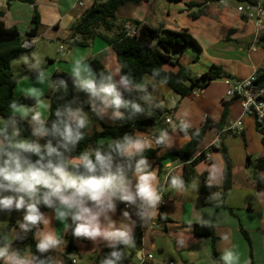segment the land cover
Returning a JSON list of instances; mask_svg holds the SVG:
<instances>
[{"label":"crops","instance_id":"0c3cea01","mask_svg":"<svg viewBox=\"0 0 264 264\" xmlns=\"http://www.w3.org/2000/svg\"><path fill=\"white\" fill-rule=\"evenodd\" d=\"M93 1L34 0L42 27L39 34L32 37L33 45L27 49V52L12 61V63L16 61L14 65H17V72L13 73L19 75L17 84L14 87V94L15 96L25 95L23 92L29 90L26 88L40 85L37 88L41 93L38 96L40 97L38 104L44 118L48 115L49 95L52 92L45 94L51 89L49 81L41 84L36 81V75L32 76L30 74V71L33 70L30 65L35 63V58L41 61L39 68L42 67L46 74H50V80L54 71H64L71 74L70 61L73 56L81 54L84 55L86 62L94 57L100 59L114 80L119 81L120 79L119 65L116 61L115 52L101 38L96 37L88 46L69 48L67 44L70 25L91 6ZM162 1L150 0L141 4L125 3L117 9L116 18L118 21H125L124 27L130 25L135 28L133 20H138L160 30L186 29L200 46L197 49L193 45H188L179 57L180 64L192 76L199 75L210 64H216L229 72L233 76L231 79L242 80L264 67V41H258L263 31H256L254 22L244 18L237 12L236 2L224 1L223 4H220L218 1L182 0L185 12L182 17H175L174 19V7L165 8ZM188 1L195 3L206 1L202 14L197 17H190L188 14L196 12L198 7L195 6V10H193V7L189 8L186 5ZM259 2L264 7V0H259ZM172 3L174 4V2ZM0 12L2 13L0 20L3 21L4 25L7 27L15 26L24 39L26 37L25 31L29 26L32 15V5L17 0L9 1V3L6 0H0ZM199 22L207 26L209 31V36L203 39L198 36L197 25ZM108 34L111 35L112 32ZM60 45L62 48L58 50ZM25 57L27 58L26 60ZM47 59L51 61L47 62ZM169 68L173 71L177 69L176 67ZM150 79L146 77L143 81L142 84L149 82L143 90L135 88L137 97L150 105L163 106L170 109L168 114L160 118L157 125L149 127L146 131L149 133V137H154V134L158 135L160 128L167 130L171 140L168 144H163L158 155L169 148H179L189 139L188 136L179 134L177 126L174 129L171 128L173 120L177 119L178 125L183 123L192 128L200 126L206 116L214 121H218L220 118L227 89V83H225L224 78L212 81L204 88L195 90L184 97H180L168 88L165 93L170 95L171 102L166 104L165 99L162 98L164 105H159L156 98L148 102L144 100L151 94L153 89H162L157 82ZM20 84L24 89L21 92L17 90ZM117 87L119 91L124 90L122 85L117 84ZM227 102L229 103L224 126V131L227 132L224 134L223 144L232 162L231 188L223 197L219 189H213L206 194L200 191V174L205 173V183L218 186L221 182V172L224 166L220 153L211 150V146L219 147L218 133L214 128H209L197 144L194 153L195 157L199 154L203 155V158L194 166L195 175L199 180L196 184L192 186L193 178L192 182L182 189H173L170 185L167 186L163 192L164 204L161 206L156 204L155 209L151 210L150 216H141L139 214L140 212L149 211V209H139L136 205L128 203L129 206L120 211L116 207L114 211H109V216L117 222L126 219L122 215L123 211L129 212L128 222L133 223V244L132 246H127V256L132 254L134 245H138L134 250L133 256H131L130 262H132L133 258H137L138 264H140L144 256L151 254V259H146L143 264H166L164 260L155 258L153 252L159 246V238L170 237L173 241L174 250L182 264H216L213 257H221L225 249H231L239 254L237 264H264V190L256 189L251 179L250 168H247L245 163L247 156L254 163L264 153V148L260 140V134L256 129V120L253 115L246 114L242 117L243 124L240 131L227 129V125L241 112L238 100L233 99ZM88 110L90 111V109ZM90 113L92 114L90 128L100 130L102 125L100 124V127L96 129L94 123H102V120L93 111H90ZM106 116H109V119L114 117V115H108V113ZM10 117L11 111L5 120ZM165 117H168L171 121L165 123ZM24 120L27 121L28 130L31 133L28 119ZM235 136L241 137L244 140L243 144L241 142L238 143ZM248 136L250 140H256L257 138L259 146L255 143L252 148L247 141ZM233 154L237 156L236 163L233 162ZM206 155L208 156L207 160L205 159ZM179 160L177 158L159 162L155 161V159L147 160L149 170L156 171L155 185L158 190L160 189V183L164 179V176L162 177L164 164L167 162L176 163ZM127 174L134 185L135 176L133 171ZM210 174L213 176L211 183H209ZM261 176L264 179V171L261 172ZM230 190L236 193L226 201ZM235 194L238 196V206L231 205ZM217 203H223L226 208L222 206L217 211L214 221L215 241L212 242L209 237L194 235L188 224H207L212 222L215 204ZM227 207L231 208L233 213H230ZM42 213L50 219V227L55 229L56 233L61 235L64 240V244L57 249H49L53 264H63V252L69 243V229L65 231L64 224L54 218L52 209L49 208ZM134 214L138 215L135 216ZM159 215L165 219H158ZM101 219L103 218L101 217ZM138 220L140 231L138 233V242L135 244L134 231ZM155 222H161L163 224L161 228L164 231L152 228L154 224L156 225ZM68 223H70V219ZM148 223L152 226L151 229L146 227ZM38 227L42 228L43 226L39 225ZM13 228L14 233L20 232L17 224ZM242 229L247 233L248 240L242 235ZM33 239L36 241L34 235ZM73 244L75 253L70 255L72 264H86L84 262L86 259L89 261L88 264H92L93 256L96 253L104 247L109 248L112 246L109 241L100 237L93 239L85 236H79L74 239ZM11 246L15 248L14 245L11 244ZM157 251L162 253L163 249L159 248ZM20 255L25 258H31L32 256L29 253ZM221 264H224V262L222 261Z\"/></svg>","mask_w":264,"mask_h":264},{"label":"clouds","instance_id":"9594fccd","mask_svg":"<svg viewBox=\"0 0 264 264\" xmlns=\"http://www.w3.org/2000/svg\"><path fill=\"white\" fill-rule=\"evenodd\" d=\"M40 63L35 58V63L30 65L37 74L36 81L41 84L49 81L54 91L64 89L65 82L62 79L51 81L50 74L39 68ZM69 68L75 84L90 94V107L97 116L108 106L123 107L131 114L145 113V106L125 99L117 84L131 91L133 88L143 90L149 82L138 84L130 74H121L119 81H113L110 73L107 76L95 73L82 54L72 57ZM23 93L34 98L35 104L24 106L12 101L9 104L11 117L0 119V211L23 210L20 232L0 240L2 264H41L36 255L22 257L20 251L11 246L12 240L23 239L34 227L37 252L45 253L64 244L61 235L50 227V219L41 212V205L52 209L54 218L64 224L65 231L71 228L76 237H100L112 246L117 243L132 246L133 223L128 222L129 212L123 211L126 219L119 222L108 213L114 211L116 202L120 201L149 209L140 212L141 216L151 215L162 192L155 185L156 171L149 170L143 153L154 145L168 144L171 139L167 130L160 129L154 137L125 134L92 152L82 150L72 155V150L85 136L83 130L89 127L88 113L74 102H66L55 108L54 118L49 123L40 110L37 97L41 93L37 87ZM122 116L119 111L114 113L116 118ZM18 119H28L31 138L20 136ZM180 126L187 127L183 123ZM41 138L48 139L42 144ZM25 154H34L37 159L32 161ZM130 167L135 176L134 185L126 175ZM71 169L82 170V173L75 174ZM212 177L210 174L209 183ZM168 184L173 189L184 187L180 176H171ZM38 188L44 189L39 195ZM120 257V251L114 250L102 264H117ZM220 259L224 264H237L239 254L225 249Z\"/></svg>","mask_w":264,"mask_h":264},{"label":"trees","instance_id":"16d2710c","mask_svg":"<svg viewBox=\"0 0 264 264\" xmlns=\"http://www.w3.org/2000/svg\"><path fill=\"white\" fill-rule=\"evenodd\" d=\"M8 3L12 0H6ZM20 2L28 3L32 5V15L29 21V26L25 31V36L28 38L35 37L41 30V22L39 13L37 12L34 0H17ZM150 0H94L89 8H87L83 14L70 25V34L67 40L69 48L75 46H88L91 42L99 37L108 43L115 52L116 61L119 65V76L121 74H130L134 81L138 84H142L146 77L153 79L155 82L160 83L177 93L180 97L189 95L195 90L204 88L212 81L220 80L223 78H232L233 76L225 71L221 66L216 64H210L205 71L197 76L190 75L179 62V57L185 51L188 45H193L199 49L197 41L186 29L168 30L151 27L145 23H141L138 20H133V24L136 28V33L132 36H128L125 31V21H118L116 18L117 9L125 3L141 4L147 3ZM169 3H177L182 0H166ZM209 2H217L219 0H206ZM206 1L202 3H195L192 1L186 2L189 8L198 7L196 12H191L188 15L190 17H197L202 14L206 6ZM236 3H248L254 5L259 0H233ZM2 13L0 12V17ZM112 32L111 35L108 33ZM258 41H264V29L259 36ZM23 37L15 26H5L3 21L0 20V118L8 117L9 104L15 101L21 105H33L35 99L20 95L15 96L14 87L17 84L19 75H15L11 68V63L14 59L18 58L27 49L22 46ZM50 62V59L46 60ZM89 66L97 74H104L107 76L110 72L104 67L100 59L94 57L87 61ZM169 67H176L175 71ZM43 69L42 67H40ZM32 76L37 75L34 70L30 71ZM111 74V73H110ZM112 76V75H111ZM63 80L65 82V88L56 91H52L49 95L50 106L48 108V115L45 118L49 123L54 118L52 112L59 105L66 102H74L83 108V110L90 109V94L80 89L75 84V77L64 71H54L51 76V81ZM112 80H114L112 76ZM254 84L257 86H264V67L258 69L255 72ZM122 96L125 99H129L140 103L145 106V113L131 114L127 109L123 107L115 109L112 106L109 108L119 111L123 114L121 118H112L115 124L105 126L103 123L100 130H95L89 127L85 131L84 138L77 143L72 150V155L78 154L82 150L88 152L94 151L102 144L106 145L110 143L112 139L121 138L125 134L146 132L149 127L155 126L159 123L160 118L163 115L168 114L170 109L153 106L137 97L136 89L131 91L125 89L121 91ZM40 97H37L39 100ZM227 101H223V109L218 121H214L208 116L204 118L203 123L198 127H184L179 124L177 130L180 135L188 136L189 139L179 148H169L162 154L158 155V152L162 149L163 144L155 145L149 149H146L143 153L146 160L155 159V161H165L171 158L185 159L194 156L197 144L201 141L205 132L209 128H214L218 133L219 147L211 146V150L220 153L224 166L221 172V182L218 186L208 185L204 182L205 173L200 174V191L202 193H209L213 189H219L220 194L223 197L224 194L231 188L232 184V162L223 144L224 126L226 123L227 115ZM102 122V121H101ZM18 127L21 128L20 136H31L28 130V123L25 120L18 119ZM256 129L260 134V140L264 148V128L256 122ZM157 134H154V136ZM109 137V140H105ZM45 141L48 138H41ZM104 139V141H101ZM55 143L56 141L53 140ZM32 161H35L37 157L34 154H25ZM203 158L202 154L194 157L193 162L183 167V172L180 177L184 181V187L188 186L195 175L194 166ZM247 168H250L251 179L258 190H264V179L261 176V172L264 171V153L259 156L255 162H251L247 156L246 161ZM75 174L82 173V170L71 169ZM133 171L132 168L126 170V174ZM44 191L43 188H38L37 195ZM126 202H116V208L118 211L124 209ZM225 207L223 203L215 204V210L212 216V222L203 223H190L188 224L192 233L197 236L209 237L212 242L216 237L214 234V221L216 218L219 207ZM226 208V207H225ZM49 208L41 205V212L48 210ZM230 213H233L231 208H228ZM3 213H8L11 216L23 215V210H3L0 211V216ZM135 216L138 214H134ZM158 219H165L161 215ZM15 223L13 221L8 222L6 225L0 227V240L10 238V233ZM69 229V243L63 252V264H72L70 255L74 254L75 247L73 244L74 239L78 238L72 234L71 228ZM35 227L25 235L23 239L12 240L11 244L15 246L20 254L29 253L36 255L41 264H53L50 251L45 253H39L36 250V241L33 239ZM140 231L139 220L134 231L135 244L138 242V233ZM245 239H249L245 230H241ZM138 245H134L132 248V254L123 257V252L127 248L122 243H117L115 246L109 248L104 247L98 253L93 256L92 264H102L104 258L109 257L110 253L114 250L120 251L121 257L117 261V264H130L131 256H133L134 250ZM0 264H2L0 262ZM143 264V263H141Z\"/></svg>","mask_w":264,"mask_h":264},{"label":"built area","instance_id":"2783aa9c","mask_svg":"<svg viewBox=\"0 0 264 264\" xmlns=\"http://www.w3.org/2000/svg\"><path fill=\"white\" fill-rule=\"evenodd\" d=\"M224 1H233V0H219L218 3L223 4ZM236 10L244 18L252 20L256 31H263L264 29V7L259 1L256 4L250 5L248 3H236ZM125 31L128 36H132L136 33V28L131 27L130 25L125 26ZM33 45V40L31 38H24L22 46L26 49L30 48ZM62 47L59 46L58 50ZM225 83H227V89L225 91V101L236 99L239 101L241 112L240 114L227 125V129H236L238 131L242 128V117L246 114L253 115L256 122L264 128V86H257L254 84L255 74H252L248 78L242 80H233L230 78H224ZM90 111L91 108H90ZM165 123H169L171 120L168 117L164 119ZM195 155L190 158H185L179 160L176 163L167 162L163 166L164 179L160 183L161 198L157 202V205H163V192L164 189L169 186L168 180L171 176H180L183 172V167L189 165L193 162ZM205 159H208V156H205ZM129 205L127 202L124 204L123 208H127ZM156 227L161 228L163 224L161 222L156 223ZM146 259H151V254H147L140 261V264L143 263ZM169 264H172L171 262Z\"/></svg>","mask_w":264,"mask_h":264},{"label":"rangeland","instance_id":"374dc122","mask_svg":"<svg viewBox=\"0 0 264 264\" xmlns=\"http://www.w3.org/2000/svg\"><path fill=\"white\" fill-rule=\"evenodd\" d=\"M162 3L164 4L165 8H173V7H174V8H173V9H174V14H175V16H173L174 19H175V17H176V18H180V17H182V14H184V12H185V11L183 10V9H184V4H183L184 2H182V1L173 4V3H169V2H167L166 0H163ZM234 4H235V3H234ZM195 9H196V8L193 7V10H195ZM177 20H178V19H177ZM209 27H211V26L209 25ZM197 30H198V36H199L201 39H203V38L206 37V36H209V31H208V29H207V26L201 24V22L198 23V25H197ZM15 63H16V61H14V62L12 63V70H13L14 73L17 72V65H14ZM150 80H152V79H150ZM146 83H147V82H146ZM157 84H158L159 86H161L162 89H161V90L158 89V88L153 89L152 92H151V94H149L144 100L148 102L149 100H152V99L156 98V101L159 103V105H164V101L162 100V98H164L166 104H169V103L171 102L170 95H168L167 93H165L166 90H168V87H166L165 85L160 84V83H157ZM35 87L39 88L40 85H35ZM26 89H31V88H26ZM17 90H18L19 92H21L22 90H24V89L22 88L21 84H20V86L18 85ZM52 91H53V89L51 88V89H49V91L46 92L45 94L50 93V92H52ZM161 107H163V106H161ZM85 112L88 113V115H89V119H90V121H91V120H92V118H91V115H92V114L90 113V111H89L88 109L85 110ZM115 112H116L115 110H113V109L107 107V108L105 109V111H104L103 113H101L100 116H97V115H96V116H97L99 119L102 120V123H103L105 126H108V125L115 124V121H114V119H109V116H106V115H107V113H108V115L111 114V115L113 116ZM113 118H114V117H113ZM2 120H5V118H2ZM94 125H95V128H96V129H98V128L100 127V123H99V122H95ZM176 126H178V121H177V119L173 120V122L171 123V128L174 129ZM29 128H31V125H29ZM92 129H93V128L91 127V130H92ZM160 129H161V128H160ZM160 129H159V130H160ZM141 134H144V135H148V136H149V133H148V132H141ZM21 137H23V138H31V136H28V137H27V136H21ZM247 138H248L247 141L249 142V144H251L252 148H253V146L255 145V143H256V145L259 146V142L257 141V138H256V140H253V139L250 140V139H249V136H248ZM250 138H252V136H250ZM235 139H236V141H238V143L241 142V144H243V142H244V140H242L241 137L235 136ZM105 140H109V137H106ZM101 141H104V139H102ZM44 142H45V141L42 142V140H40V143L43 144ZM254 149H255V148H254ZM228 155H229V154H228ZM236 160H237V156H236V154H233V162L236 163ZM244 162H245V161H244ZM245 163H246V162H245ZM126 175L128 176V174H126ZM163 176H164V172L162 173V177H163ZM194 176H195V177H194V180H193L192 186H193V184H196V183L199 181L198 178H197V176H196V175H194ZM163 178H164V177H163ZM234 193H236V192L230 190V191L228 192V197H227V200H226V201H228L229 198H230V196H232ZM231 205H233V206H238V205H239L238 196H237L236 194L233 196V200L231 201ZM20 217H21V215H18V216H14V217H13V216L9 215L8 213H3V214H1V216H0V227L6 225V224H7L8 222H10V221H13V222H14L15 224H17L18 227H19V222H20V220L22 219V217H21V218H20ZM238 220H239V219H238ZM155 223H156V222H155ZM147 225H148V226H146V227L151 229L152 226H150L149 223H148ZM152 228H155V229H159V230H161V231H164L163 228L156 227L155 224L153 225ZM19 231H20V229H19ZM29 232H30V231H29ZM29 232H28L26 235H28ZM16 233H19V232H16ZM16 233H14V228H13L9 236L11 237V236H13V235L16 234ZM255 234H256V233H255ZM158 242H159V246H158L157 249L153 252L155 258H160L161 260H164L166 264L170 263V261H171L172 264H173V263H174V264H182L181 261H180V259H179L178 256H177L176 251L174 250L173 241H172V239H171L170 237H167V238H165V237H164V238H159ZM159 248H162V249H163V252H162V253H159V252L157 251ZM127 254H128V251H127V249H125L124 252H123V257H126ZM213 258H214V262H215L216 264H221L222 260L220 259V257H218V258L213 257ZM0 262H1V261H0ZM84 262H85L86 264L89 263V261H87V259H86ZM1 263H2V262H1ZM130 264H138V259H137V258H133V259H132V262H130Z\"/></svg>","mask_w":264,"mask_h":264}]
</instances>
